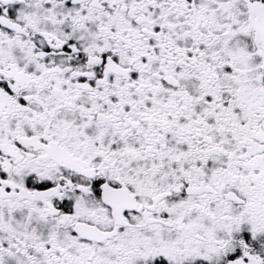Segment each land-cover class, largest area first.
Segmentation results:
<instances>
[{
    "label": "snow or ice",
    "instance_id": "6c2138e0",
    "mask_svg": "<svg viewBox=\"0 0 264 264\" xmlns=\"http://www.w3.org/2000/svg\"><path fill=\"white\" fill-rule=\"evenodd\" d=\"M0 264H264V0H0Z\"/></svg>",
    "mask_w": 264,
    "mask_h": 264
}]
</instances>
